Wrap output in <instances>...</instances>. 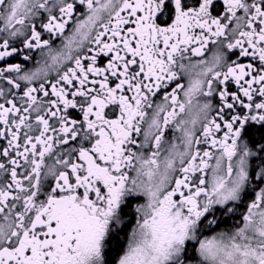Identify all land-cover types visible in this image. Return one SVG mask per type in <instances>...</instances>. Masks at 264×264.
<instances>
[{"label":"snow or ice","instance_id":"snow-or-ice-1","mask_svg":"<svg viewBox=\"0 0 264 264\" xmlns=\"http://www.w3.org/2000/svg\"><path fill=\"white\" fill-rule=\"evenodd\" d=\"M0 264H264V0H0Z\"/></svg>","mask_w":264,"mask_h":264}]
</instances>
